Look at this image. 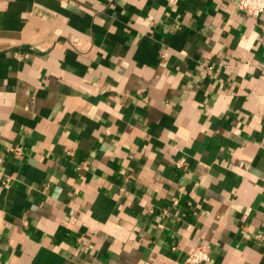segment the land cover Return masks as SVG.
I'll return each mask as SVG.
<instances>
[{
  "label": "crops",
  "instance_id": "0c3cea01",
  "mask_svg": "<svg viewBox=\"0 0 264 264\" xmlns=\"http://www.w3.org/2000/svg\"><path fill=\"white\" fill-rule=\"evenodd\" d=\"M235 2L0 0V264H264V11Z\"/></svg>",
  "mask_w": 264,
  "mask_h": 264
},
{
  "label": "built area",
  "instance_id": "2783aa9c",
  "mask_svg": "<svg viewBox=\"0 0 264 264\" xmlns=\"http://www.w3.org/2000/svg\"><path fill=\"white\" fill-rule=\"evenodd\" d=\"M234 8L244 12L245 14L258 18L264 11V0H236ZM261 41L264 42V26H261ZM14 153L19 154V150H14ZM183 159L177 160L176 164L181 165ZM185 261L188 264H201L209 261V249L205 245L193 246L186 255Z\"/></svg>",
  "mask_w": 264,
  "mask_h": 264
}]
</instances>
